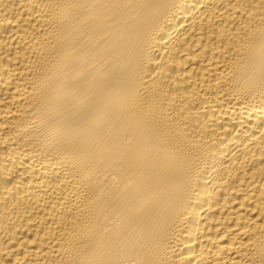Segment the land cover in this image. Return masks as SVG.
I'll return each instance as SVG.
<instances>
[{
  "label": "bare ground",
  "instance_id": "obj_1",
  "mask_svg": "<svg viewBox=\"0 0 264 264\" xmlns=\"http://www.w3.org/2000/svg\"><path fill=\"white\" fill-rule=\"evenodd\" d=\"M0 264H264V0H0Z\"/></svg>",
  "mask_w": 264,
  "mask_h": 264
}]
</instances>
